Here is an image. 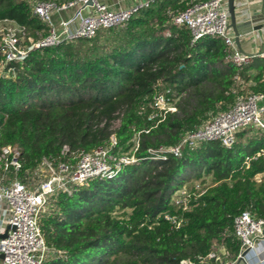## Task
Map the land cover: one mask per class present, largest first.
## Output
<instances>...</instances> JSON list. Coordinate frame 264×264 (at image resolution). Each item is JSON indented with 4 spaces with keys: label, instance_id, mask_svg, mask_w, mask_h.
<instances>
[{
    "label": "trees",
    "instance_id": "1",
    "mask_svg": "<svg viewBox=\"0 0 264 264\" xmlns=\"http://www.w3.org/2000/svg\"><path fill=\"white\" fill-rule=\"evenodd\" d=\"M192 2L152 4L107 35L35 47L22 61L5 63L0 47V157L3 146H18L21 177L44 158L75 164L81 151L110 147L112 136L117 156L139 139L137 160L114 176L51 197L40 222L51 250L42 264H223L241 254L235 217L249 210L264 218V132L244 142V129L231 147L186 146L180 157L148 151L177 145L239 94L264 93V57L235 64L221 37L192 42L172 23ZM6 19L25 28V48L29 37L49 35L30 0H0ZM160 93L176 110L150 119ZM196 180L207 184L198 189ZM184 187L188 195L176 204Z\"/></svg>",
    "mask_w": 264,
    "mask_h": 264
},
{
    "label": "built area",
    "instance_id": "2",
    "mask_svg": "<svg viewBox=\"0 0 264 264\" xmlns=\"http://www.w3.org/2000/svg\"><path fill=\"white\" fill-rule=\"evenodd\" d=\"M92 1V5L88 4L89 0L35 2L33 12L50 27V32L39 41L29 37L31 44L27 48L22 44L26 34L25 28L13 20H0V23L13 25L4 28L0 41L5 56L4 62L22 61L29 50L35 47L55 45L62 40L93 38L100 31L123 27L142 9L167 0H147L129 7L117 8L101 0ZM227 4L228 0H194L185 10L173 17L172 23L187 28L191 33L192 42L205 36L221 37L231 51L227 58L238 65L248 64L255 55L243 53L234 42ZM70 9H74L75 14L69 19L61 20L58 26L55 25L53 13ZM85 10L88 12L83 14ZM170 32L168 31L167 35ZM155 107L156 113L152 114L150 119L156 115L164 117L167 112L176 110L175 104L165 93L157 96ZM251 126L264 129V93L250 91L239 94L228 109L210 114L197 129L188 131L177 145L150 148L148 151L155 158H166L168 154L180 157L184 147H196L208 141H219L224 146L231 147L236 143L239 132ZM116 144L117 141L112 136L110 147L101 146L88 152L81 151L75 164H53L44 158L35 169L40 170L44 166L47 175L36 185L26 182L20 175V148L16 145L1 148L0 158L4 160V174H10V177H0V200L7 203L9 212L4 231H7V235L0 239V253L4 254L3 264L43 263L51 250L44 239L40 222L51 197L60 191L71 192L72 185L84 183L91 178L112 177L123 165L137 160L135 152L139 146L138 138L131 152L120 156L110 153L111 147ZM68 150L65 146L64 151ZM196 187L201 188L199 184ZM177 192L173 200L179 204L181 198L182 201L186 199L187 193ZM234 231L241 241V253L246 251L244 259L251 263L258 261L259 264H264V240L261 239L264 218H256L249 210H244L234 219ZM209 257H215V253H211ZM187 263L212 264L208 261Z\"/></svg>",
    "mask_w": 264,
    "mask_h": 264
},
{
    "label": "crops",
    "instance_id": "3",
    "mask_svg": "<svg viewBox=\"0 0 264 264\" xmlns=\"http://www.w3.org/2000/svg\"><path fill=\"white\" fill-rule=\"evenodd\" d=\"M102 2L111 5L112 7H129L134 5L138 2H144L147 0H101ZM194 1V0H192ZM236 14H237V22L240 23L241 19L240 16L247 15V18L250 19L253 26H264V0H236ZM228 7V4H227ZM74 9H70L67 11L53 13V21L55 25H59L61 20H66L71 18L75 14ZM88 11H83V14H86ZM231 23V21H230ZM170 31L169 29H163L162 34L166 35L167 32ZM231 33L234 37L235 42V33L234 30L231 28ZM237 45V44H236ZM238 47V45H237ZM240 51L245 54L255 55L264 57V28L262 30H258L250 34V36L243 35L241 36L240 41ZM9 212H8V205L5 201L0 200V235L4 233L7 225L6 221L8 219ZM262 239V237H261ZM220 254L225 255V247H220ZM259 264L258 261L253 263L249 262L246 259L239 260H231L226 259L223 264ZM0 264H3V259L0 258Z\"/></svg>",
    "mask_w": 264,
    "mask_h": 264
},
{
    "label": "rangeland",
    "instance_id": "4",
    "mask_svg": "<svg viewBox=\"0 0 264 264\" xmlns=\"http://www.w3.org/2000/svg\"><path fill=\"white\" fill-rule=\"evenodd\" d=\"M32 4H35V2L39 1V0H30ZM7 26H13L12 23H0V41L3 38V34H4V28H6ZM120 28V27H117ZM115 28V29H117ZM110 29H107L104 31V33L107 35L110 33ZM0 73H3V67L0 65ZM264 132V129H262L259 126H251L249 128L246 129V135L243 138V141L246 142L248 140L249 137H253L254 135ZM47 175V171L45 169L44 166H42L40 168V170L38 169H34L30 172H25L24 176H22V179H24L26 182H31V185H36L40 180L44 179ZM0 177H10V174H4V172H0ZM210 182V178H208V183ZM195 185H200L203 186L207 183H202L200 180H196L194 182ZM201 189V188H200ZM179 193H184L186 192L188 195L189 189H187L186 187L182 188L181 190H179ZM178 193V192H177ZM185 196V195H183ZM47 210V208H46ZM45 210V211H46ZM219 247H221V245H219Z\"/></svg>",
    "mask_w": 264,
    "mask_h": 264
},
{
    "label": "water",
    "instance_id": "5",
    "mask_svg": "<svg viewBox=\"0 0 264 264\" xmlns=\"http://www.w3.org/2000/svg\"><path fill=\"white\" fill-rule=\"evenodd\" d=\"M235 1L236 0H228V10H229L230 19H231L230 26L234 30V33H235V42L240 48L241 36L243 35L250 36L251 33L256 32L258 30H262L264 26L263 25L253 26L252 22L250 21V19L247 18V15L245 14L240 16L241 22L238 23ZM92 3L93 1L89 0L88 4L92 5ZM6 235H7V231L0 235V239L5 238ZM261 237L264 240V231ZM245 254H246V251H243L239 256V260L244 259ZM0 258L3 259L4 254L0 253Z\"/></svg>",
    "mask_w": 264,
    "mask_h": 264
}]
</instances>
